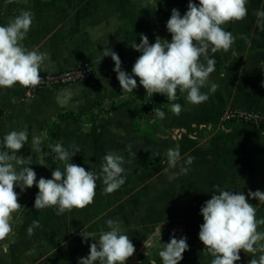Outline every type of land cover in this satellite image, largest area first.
Masks as SVG:
<instances>
[{
  "label": "crops",
  "instance_id": "0c3cea01",
  "mask_svg": "<svg viewBox=\"0 0 264 264\" xmlns=\"http://www.w3.org/2000/svg\"><path fill=\"white\" fill-rule=\"evenodd\" d=\"M27 0L6 4L0 0V26L23 11L33 13L30 30L22 42L29 50L38 49L48 55L40 72L91 67L93 75L62 87H43L31 100H23L24 87L0 88V142L14 129H27L28 141L18 153L32 156L29 165L37 177L49 179L53 170L41 166V153L33 149V135L42 139L40 148L50 151L49 144L62 142L68 149L75 145L80 151L72 163L88 171H99L103 157L114 151L125 157V183L111 194H105L102 179L96 181L94 202L83 209H73L57 215V209H35L38 193L35 186L20 191L19 203L24 207L12 216L13 232L0 244V264H78L89 255V238L84 242L80 233L86 231L98 240L101 231L110 230L106 221L120 223L122 233L135 246V253L126 264H163L160 247L175 238H187L188 250L179 264H211L213 257L199 240L203 217L200 209L217 190L264 192V130L248 124L229 121L225 113L248 109L264 111V30L257 24V10L264 11V0H247V16L242 21L224 25L236 37L228 52L209 53L215 60V71L210 82L218 85L212 93L209 87L201 89L209 99L192 105L186 93L175 101L162 98L156 108L165 112L160 120L137 117L136 102L127 101L108 113L99 112L91 123L92 105L103 99L105 108L111 101L129 93H122L115 65L110 56L95 61L107 48L115 51L122 70L130 75L136 59L141 55L131 46L141 42V34L154 43L156 37L171 40L166 24L173 8L183 16L176 0ZM244 36L246 39H241ZM134 89L139 99H145L146 90L139 85ZM157 95V94H153ZM122 100H127L122 98ZM179 103V116L171 112V104ZM155 108V109H156ZM84 115L81 121L60 118L59 113ZM90 124V128H85ZM55 135V136H54ZM131 146L130 153L126 151ZM179 147L181 160L176 169L168 168L166 151ZM71 150V149H70ZM158 153L159 155H155ZM189 156L194 157L187 174L170 181L169 175L179 171ZM44 159V158H43ZM45 164V161H44ZM46 165V164H45ZM56 167L63 171V163ZM256 207L257 220L264 219V206L248 197ZM33 220L40 227L27 234ZM161 232L153 246L146 248L147 237ZM264 232V225L258 226ZM259 252L255 254L258 258ZM235 264H248L253 254L240 252Z\"/></svg>",
  "mask_w": 264,
  "mask_h": 264
},
{
  "label": "clouds",
  "instance_id": "9594fccd",
  "mask_svg": "<svg viewBox=\"0 0 264 264\" xmlns=\"http://www.w3.org/2000/svg\"><path fill=\"white\" fill-rule=\"evenodd\" d=\"M27 0H5L6 4ZM150 0H145L142 7H147ZM247 0H199L194 3L189 0L186 13L181 16L178 9L173 8L167 21L166 28L171 34V40L156 37L154 43H149L148 37L141 34L139 44L131 47L140 52L136 59L132 74L122 70L119 55L105 48L102 55L95 61L98 65L103 57L110 56L114 62L113 71L117 74L122 93H133L139 85L147 95H165L168 101L177 99V92L186 93V100L192 105H200L209 99L201 89L209 87L214 93L218 85L210 82V74L215 71V60L209 53L220 50L228 52L236 37L231 31H226L224 25L242 21L247 16ZM257 24L264 30V11L257 10ZM33 13L23 11L20 15L9 20L6 26H0V88H12L19 84L24 88H34L41 83L40 70L48 59L45 52L38 49L29 50L22 43L31 28ZM241 39L246 37L241 36ZM126 99L127 97H122ZM160 120L166 118L165 112L159 108L153 110ZM182 106L171 104V112L179 116ZM84 127L90 128V124ZM47 132L40 136L33 135L32 145L36 153H41L40 164L45 166L43 153L40 148L42 139ZM28 141L27 129H14L3 136L0 142V240L6 239L13 232L12 216L24 208L19 201V194L14 190L19 187L23 192L35 186L38 193L35 197L34 208L44 209L55 207L57 215L73 209H83L94 202L96 181L102 179L105 194L118 190L126 177L125 157L114 151H108L100 165L99 171H88L84 167L72 163V157L80 149L71 145L68 149L62 142L49 144L56 159L63 163V171L58 167L52 171L51 179L41 177L37 183L35 171L29 167L33 164L32 156L23 157L18 153ZM71 149V150H70ZM129 145L126 151L130 153ZM155 155H159L156 153ZM168 168L176 169L181 154L179 147L166 151ZM189 156L178 172L169 175V180L176 179L181 174H187L194 161ZM248 197L264 204V192L249 190L247 196L243 192L217 190L211 198L205 201L200 209L203 223L200 225L199 240L205 246L204 250L213 257L211 264H235L241 259L240 252L253 254L248 264H264V232L258 231L259 225H264V219L257 220L256 207L248 201ZM110 230L101 231L98 240L91 234L82 231L84 242L91 238L94 242L89 246V255L80 258L78 264H126L135 253L131 239L122 233L120 223L113 219L106 221ZM40 227L39 220H33L27 229L29 236ZM157 236L161 241V232L147 237L144 241L146 248L153 246ZM160 247L159 256L163 264H179L183 253L188 250L187 238H175L173 232L170 242ZM259 252L258 258L255 254Z\"/></svg>",
  "mask_w": 264,
  "mask_h": 264
},
{
  "label": "built area",
  "instance_id": "2783aa9c",
  "mask_svg": "<svg viewBox=\"0 0 264 264\" xmlns=\"http://www.w3.org/2000/svg\"><path fill=\"white\" fill-rule=\"evenodd\" d=\"M194 3H199V0H192ZM189 3V0H186L185 3H181L180 7L187 9V5ZM93 75V71L90 66L84 65L80 68H74V69H68V70H62L59 72H40L41 76V83L34 88H25L23 93V100H31L34 99L39 90L43 87H62L67 84H70L72 82L80 81L87 79ZM225 119L229 121H245L249 125L259 127L264 126V116H259L257 114H248L245 111L240 110H230L225 113ZM52 162L54 164L57 163V159L55 154L52 155ZM52 176L49 178L51 179ZM261 206H264V204L258 202ZM3 240H0V244Z\"/></svg>",
  "mask_w": 264,
  "mask_h": 264
},
{
  "label": "trees",
  "instance_id": "16d2710c",
  "mask_svg": "<svg viewBox=\"0 0 264 264\" xmlns=\"http://www.w3.org/2000/svg\"><path fill=\"white\" fill-rule=\"evenodd\" d=\"M185 2L186 0H176L177 5L181 3H185ZM181 9H184V8H181ZM178 94H179V91L177 92V95ZM126 97H127V100H122V98H119L118 100L111 101L106 108L104 106L103 99L94 103L92 105V110L89 115L91 123L95 122L96 116L99 114V112L102 111V112L108 113L124 105L127 101H133L137 103V106L135 108V113L137 117H144L145 115L152 117V115H154L155 113L153 110L162 103V98L165 97V95H161V94L152 95V96L149 95L145 99H139L133 91V93H129L128 95H126ZM59 117L63 119L73 118L75 120L81 121V119L84 118L85 116L80 115V114H75L72 112H61L59 113ZM260 128H262V126H260ZM42 152L47 153V155L43 156L46 166L50 170H55L56 168H58L56 167V164L52 162V159H51L52 155L55 153H53L52 151L46 148H44Z\"/></svg>",
  "mask_w": 264,
  "mask_h": 264
},
{
  "label": "rangeland",
  "instance_id": "374dc122",
  "mask_svg": "<svg viewBox=\"0 0 264 264\" xmlns=\"http://www.w3.org/2000/svg\"><path fill=\"white\" fill-rule=\"evenodd\" d=\"M236 110H240V111H245L247 112L248 114H257L259 116H264V111H257V110H248V109H236ZM233 121H236V120H233ZM236 122H240V123H244V124H248L247 122L245 121H236ZM249 125V124H248ZM250 126H252L250 124ZM252 127H255V126H252ZM255 128H258V129H261V130H264V126H262V128H259V127H255Z\"/></svg>",
  "mask_w": 264,
  "mask_h": 264
}]
</instances>
